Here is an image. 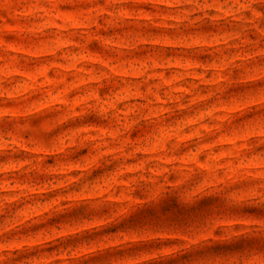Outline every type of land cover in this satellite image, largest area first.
<instances>
[{"label":"rangeland","instance_id":"rangeland-1","mask_svg":"<svg viewBox=\"0 0 264 264\" xmlns=\"http://www.w3.org/2000/svg\"><path fill=\"white\" fill-rule=\"evenodd\" d=\"M0 264H264V0H0Z\"/></svg>","mask_w":264,"mask_h":264}]
</instances>
